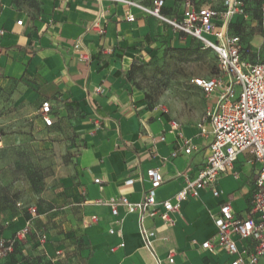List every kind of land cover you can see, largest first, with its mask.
Listing matches in <instances>:
<instances>
[{"label": "crops", "instance_id": "1", "mask_svg": "<svg viewBox=\"0 0 264 264\" xmlns=\"http://www.w3.org/2000/svg\"><path fill=\"white\" fill-rule=\"evenodd\" d=\"M166 6L168 16L181 18L184 5L174 8L166 1ZM129 14L135 20H128ZM0 28V90L29 108L45 145L62 158L56 190L0 232L12 238L28 228L0 264H157V259L162 264H231L236 255L202 243L214 239L215 217L224 202H231L237 216L250 215L261 163L243 151L233 168L220 174L218 196L205 187L180 200L186 183L182 173L195 178L205 166L212 135L201 134L199 124L187 120L173 129V115L152 103L132 79L135 69L164 48L193 37L113 0H0ZM194 86L195 94L204 97L201 112L215 108L218 92L207 96ZM46 100L52 104L49 126L40 113ZM184 139L194 145L189 154ZM153 167L165 178L157 200L178 205L170 213L172 225L158 215L145 220L157 232L156 254L144 243L138 214L119 201L122 196L143 199L151 186L147 170ZM129 178L132 184H126ZM112 201L118 204L117 215ZM254 244L238 239L240 248ZM170 249L175 250L173 263ZM256 264H264V255Z\"/></svg>", "mask_w": 264, "mask_h": 264}, {"label": "built area", "instance_id": "2", "mask_svg": "<svg viewBox=\"0 0 264 264\" xmlns=\"http://www.w3.org/2000/svg\"><path fill=\"white\" fill-rule=\"evenodd\" d=\"M127 6H137L146 14L158 18L172 26L175 30L184 32L196 38L204 48L213 49L219 60L220 74L209 77L197 76L192 82L201 88L207 96L218 92L215 108H208L203 122L199 124L201 134H211L209 144L210 153L206 164L195 178H190L187 172L182 173L186 183L179 192L180 200L198 195V191L210 187L215 196L220 194L217 181L222 172L233 168L238 155L243 151L250 152L261 163V169L255 182L252 195L250 215L243 219L236 215L230 201L224 202L220 213L215 217L217 233L213 240L202 243L203 248H225L230 254L236 255L231 264H256L264 255V62H250L243 57V43L238 34L231 33L230 24L234 16L245 12L244 0H225L224 9L217 10L211 5H197L187 0L181 18H173L166 14V0H154L152 5H145L136 0H113ZM264 21V0L262 1ZM128 20H135L133 14ZM19 24L22 20L18 21ZM97 27L98 23H94ZM101 30V29H100ZM102 31V30H101ZM4 30L0 28V34ZM237 87H240L238 92ZM52 104L49 100L43 101L40 113L46 125H52ZM172 128L178 130L180 123L172 122ZM164 139V136H160ZM185 152L191 153L194 145L190 139H184ZM176 155V152L173 153ZM150 188L144 198L131 201L127 196L119 198L129 213H137L140 221V232L145 245L156 254L155 240L157 232L146 227L148 216H160L164 223L173 224L170 213L178 205L172 200H157V189L165 178L159 168L147 170ZM99 182V179H96ZM133 178L126 180L132 184ZM113 214L119 213L118 204L110 202ZM163 206V210L160 209ZM36 212V208L31 209ZM28 231L25 227L16 232L12 238L0 237V258L14 252L17 241ZM238 239H252L253 247L238 246ZM124 245L123 243L121 244ZM175 260V250L170 249L168 261ZM157 264H162L157 259Z\"/></svg>", "mask_w": 264, "mask_h": 264}, {"label": "rangeland", "instance_id": "3", "mask_svg": "<svg viewBox=\"0 0 264 264\" xmlns=\"http://www.w3.org/2000/svg\"><path fill=\"white\" fill-rule=\"evenodd\" d=\"M152 5L154 0H138ZM178 8L187 0H166ZM197 5L224 9L225 0H191ZM247 16L230 31L242 36L244 59L264 62V21L258 0H247ZM220 74L218 56L213 49L204 48L196 38L181 45L164 48L150 62L132 73L134 82L145 91L152 103L161 105L180 123L203 122L201 112L204 97L194 92L192 79ZM200 89V88H199ZM201 90V89H200ZM238 92L240 87H237ZM42 116V115H41ZM40 124L25 105L14 104L7 90H0V232L28 207L57 188L61 175V154L45 145ZM247 158L250 159L249 156ZM254 159V156L253 158ZM3 258V257H2ZM1 258V259H2ZM0 259V260H1Z\"/></svg>", "mask_w": 264, "mask_h": 264}, {"label": "trees", "instance_id": "4", "mask_svg": "<svg viewBox=\"0 0 264 264\" xmlns=\"http://www.w3.org/2000/svg\"><path fill=\"white\" fill-rule=\"evenodd\" d=\"M262 1L263 0H258V8H259V10H260V12H261V14L263 16V12H262V8H261ZM244 2H245V12H246V10L248 8V4H246L247 0H244ZM239 16H240L239 17L240 20H233L234 17L232 18L231 24L233 25V27H237L238 25H240V23L243 22L245 15L243 16L242 14H240ZM231 33L238 34L241 37V39H242V36L240 35L239 31L232 30ZM242 43H243V40H242ZM243 50H244V45H243Z\"/></svg>", "mask_w": 264, "mask_h": 264}]
</instances>
